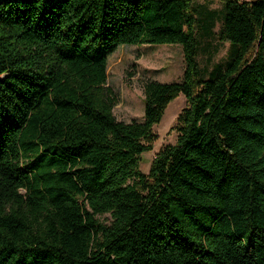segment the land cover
<instances>
[{
  "label": "trees",
  "instance_id": "obj_1",
  "mask_svg": "<svg viewBox=\"0 0 264 264\" xmlns=\"http://www.w3.org/2000/svg\"><path fill=\"white\" fill-rule=\"evenodd\" d=\"M195 1L0 0V264H264V0H222L208 79ZM132 45H180L186 68L124 123L108 60Z\"/></svg>",
  "mask_w": 264,
  "mask_h": 264
},
{
  "label": "rangeland",
  "instance_id": "obj_2",
  "mask_svg": "<svg viewBox=\"0 0 264 264\" xmlns=\"http://www.w3.org/2000/svg\"><path fill=\"white\" fill-rule=\"evenodd\" d=\"M252 2L255 0H240ZM194 7L200 20L197 29L199 41L198 63L202 76L208 79L212 70L228 62L231 53L229 42L222 41V0H196ZM184 52L180 45L120 46L108 60L107 86L117 96L114 115L120 122L143 121L144 85L149 81L161 83L181 82L185 73ZM181 94L165 111L160 124L153 128L156 136L152 150L145 153L140 171L149 174L156 155L167 146L176 145L179 137L178 117L187 107ZM109 224L110 216L100 217Z\"/></svg>",
  "mask_w": 264,
  "mask_h": 264
}]
</instances>
